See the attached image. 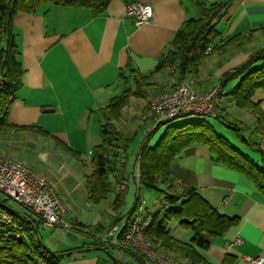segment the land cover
<instances>
[{
	"label": "crops",
	"instance_id": "crops-1",
	"mask_svg": "<svg viewBox=\"0 0 264 264\" xmlns=\"http://www.w3.org/2000/svg\"><path fill=\"white\" fill-rule=\"evenodd\" d=\"M196 1L112 0L100 16L86 9L43 6L34 14L20 12L14 17L22 86L10 109L7 127H0V156L38 171L58 191L70 208L66 221L81 227L86 233L81 235L91 239L70 250L81 253L96 249L93 239L98 234L88 229L83 218L91 204L86 179L91 174L94 148L100 143V109L122 95V73L154 72L185 23L199 18ZM199 1L227 5L217 26L220 43L264 26V0ZM133 3L152 6L149 23L138 26L135 18L126 14V7ZM260 41H264L261 33L252 43L256 42L259 50L264 48ZM251 45L244 52L210 54L199 73L189 78L191 87L206 93L220 84L225 73L247 60ZM153 81L165 93L173 88L177 78L164 70L154 75ZM137 100L143 101L132 98L126 109ZM149 101L139 102L136 112L144 113ZM254 101L262 103L264 110L262 91ZM125 111L122 124L126 122ZM230 112L234 118L240 115L245 117L241 120L249 124L252 121L245 111L232 107ZM145 115L148 118L151 114ZM141 117L142 114L138 127L145 118ZM173 170L221 215L240 219L237 227L211 240L203 253L208 260L222 264L231 255L236 264H246V257H259L264 264V196L254 183L216 163L202 146L186 150ZM187 232L178 228L175 238L182 240ZM73 239L79 244L77 238Z\"/></svg>",
	"mask_w": 264,
	"mask_h": 264
},
{
	"label": "trees",
	"instance_id": "trees-1",
	"mask_svg": "<svg viewBox=\"0 0 264 264\" xmlns=\"http://www.w3.org/2000/svg\"><path fill=\"white\" fill-rule=\"evenodd\" d=\"M111 1L0 0V72L3 76L0 90V127H7L10 109L22 86L23 69L14 30V17L20 12L34 14L43 6L86 9L95 16H100L107 11ZM196 7L199 18L190 19L185 23L172 41L171 48L161 57L154 72L149 75L135 70L122 73L125 83L122 95L99 111L102 118L100 143L93 151L92 172L87 176L86 187L92 204H101L108 201L113 193L115 195L111 205L113 221L106 231L127 217L130 219L143 206L141 191H137L133 209L124 216H116L126 204L129 193L128 180L130 181L126 169L131 144L140 132L137 129L128 135L121 130L124 111L130 100L137 98L149 101L152 96L163 93L160 85L153 81V77L164 70L177 78L174 88L197 75L210 54L244 52L254 42L257 34L264 35V26H260L247 34H239L220 43L218 39L221 34L217 26L224 17L227 5L206 4L197 0ZM219 83L223 90L229 85L231 88L225 94L222 114L217 119L235 131L241 145L253 151L256 157L242 153L203 121L184 126L172 125L176 119L192 115L184 114L166 123L169 124V129L151 147L153 135L166 124L154 127L145 136L135 158L134 173L136 175L138 171L140 177L133 178L138 189L158 191L163 193L166 200L165 207L156 212L146 210L145 214L152 219L146 238L154 244L156 250L174 257L178 264L180 260L188 264H213L203 254L209 249L211 240L225 235L240 223L239 218L221 215L203 199L194 186L175 174L173 167L186 150L195 146L205 147L216 163L248 178L264 196V110L262 103L254 101L258 92L264 93V48L252 52L242 65L225 73ZM147 106L144 113H150L149 118L154 121L152 109L150 105ZM232 107L248 113L252 119L251 123L246 124L241 119L234 118L230 112ZM146 117L147 115L143 114L142 122L148 119ZM74 155L80 156L78 153ZM25 208L27 212L21 213L0 201V209L10 215L15 224V228H0V264H62L66 253L52 252L44 244L39 232V227L43 226L40 217L31 209ZM174 220L182 228L193 233L189 242L174 237L169 228L170 222ZM72 230L86 234L76 225H73ZM105 232L97 233L95 237ZM95 247L105 248L96 241ZM222 264H236V259L228 255Z\"/></svg>",
	"mask_w": 264,
	"mask_h": 264
},
{
	"label": "built area",
	"instance_id": "built-area-1",
	"mask_svg": "<svg viewBox=\"0 0 264 264\" xmlns=\"http://www.w3.org/2000/svg\"><path fill=\"white\" fill-rule=\"evenodd\" d=\"M126 14L133 16L138 26L147 24L153 17L150 5L133 3L126 7ZM3 76L0 72V90ZM226 91L215 85L206 93H199L185 82L177 84L170 91L150 99L149 105L154 114V127L174 121L178 116L192 114L217 119L222 114ZM140 177L137 171L135 175ZM0 192L9 199L31 209L37 214L45 229L54 227L73 229L66 221L69 206L61 199L58 191L47 178L38 171L16 160L0 156ZM112 226L104 234L95 237L98 245L113 248L122 264H129L135 257L139 264H178L174 257L160 253L146 238L152 219L143 212L129 220ZM15 228L10 215L0 209V228ZM246 264H262L261 258H245Z\"/></svg>",
	"mask_w": 264,
	"mask_h": 264
},
{
	"label": "rangeland",
	"instance_id": "rangeland-1",
	"mask_svg": "<svg viewBox=\"0 0 264 264\" xmlns=\"http://www.w3.org/2000/svg\"><path fill=\"white\" fill-rule=\"evenodd\" d=\"M264 44V41H260ZM258 44L255 42L251 45L250 49L253 52H256L259 50ZM163 77V76H159ZM188 84V86H193L191 84V80L188 79V81L185 82ZM192 88V87H191ZM231 88V85L227 87V92ZM193 89V88H192ZM135 101V100H132ZM138 101V100H137ZM138 101L126 109V118L125 123L122 124L121 130L122 132L126 134H132L137 129H139V134L135 137V140H133L131 144L130 149V159L128 162V166L126 169L128 178V184H129V193L126 198V204L122 211L118 213L116 216H124L128 214L129 211H131L134 207L137 191H138V185L136 180H134L133 176H135L134 173V163L136 154L138 152V149L141 147L142 142L145 139V136L151 132V130L154 128V121L151 120V118L148 117L147 120H144L142 122V126L138 128V125H141L140 121V115H145L146 113H143L142 111L140 113L136 112V105H139ZM139 116H135V115ZM148 114V113H147ZM150 116V115H149ZM138 117V118H137ZM240 119H243L244 116H236ZM245 118V117H244ZM203 121L205 124L209 125L210 127H213L215 131L223 136L227 141H229L233 146H235L237 149L242 151L245 155H248L250 157H256L255 153L251 150H247L244 146L241 145L239 140L236 137L235 131L232 129L227 128L224 125V122L222 120L218 119H211L201 116H194V115H188L185 117H181L176 119L172 125L174 126H184L186 124H192L194 122ZM246 124L248 123L246 120H242ZM167 129H169V124L163 125L158 131L155 132L153 135L150 146L153 147L160 139L161 137L166 133ZM91 172H92V166H91ZM114 193L111 195V197L108 199V201L103 202L101 204H89L88 207H86L84 212V221L89 226L88 229L92 232L96 233H103L105 232L110 224L113 221V212L111 210V205L114 201ZM141 196H142V209L137 210L135 213L139 214L140 212L146 213V210L149 212H156L161 207H165V199L163 193H160L155 190H149L147 188L141 189ZM0 201L5 202L7 206L12 208L13 210H16L18 212H27V209L23 207L22 205L18 204L17 202L7 199L1 192H0ZM68 221V220H67ZM169 228L171 229L172 234L174 237L177 236L176 230L179 228V230L185 231L184 228H182L177 221H172L169 224ZM39 232L41 235V238L43 239L44 244L52 251V252H60V253H66L64 255L62 264H122V262L119 260V255L117 254V251L113 248L105 249L103 250H92V251H86L77 253L72 250H70L72 247H76L82 244H88L90 242V238L85 235L78 234L77 232H74L73 230L65 229L63 227H54L51 230H46L43 228V226L39 227ZM176 235V236H175ZM77 238L79 244H75L73 238ZM193 237V233L188 231L187 234L183 237V241L189 242L191 238ZM132 260H130L129 264H139V262L136 260L135 257H130ZM89 262H87V261ZM179 264H188L187 262L180 260Z\"/></svg>",
	"mask_w": 264,
	"mask_h": 264
},
{
	"label": "water",
	"instance_id": "water-1",
	"mask_svg": "<svg viewBox=\"0 0 264 264\" xmlns=\"http://www.w3.org/2000/svg\"><path fill=\"white\" fill-rule=\"evenodd\" d=\"M90 250H103V249L102 248H96V249H90Z\"/></svg>",
	"mask_w": 264,
	"mask_h": 264
}]
</instances>
